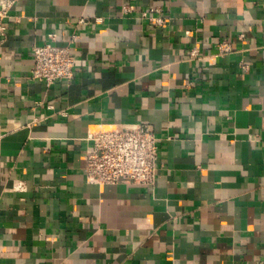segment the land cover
<instances>
[{
	"label": "crops",
	"instance_id": "obj_1",
	"mask_svg": "<svg viewBox=\"0 0 264 264\" xmlns=\"http://www.w3.org/2000/svg\"><path fill=\"white\" fill-rule=\"evenodd\" d=\"M3 22L0 264H264V0H16ZM50 33L77 36L76 74L47 87ZM124 122L154 126L155 184L87 182L89 129Z\"/></svg>",
	"mask_w": 264,
	"mask_h": 264
},
{
	"label": "built area",
	"instance_id": "obj_2",
	"mask_svg": "<svg viewBox=\"0 0 264 264\" xmlns=\"http://www.w3.org/2000/svg\"><path fill=\"white\" fill-rule=\"evenodd\" d=\"M16 0H0V30L5 31L4 19L8 18ZM134 7L128 3L123 11L130 12ZM159 10V8H152ZM142 17L153 26H163L169 16L154 15L143 11ZM49 39L32 47L33 65L30 77L43 81L50 87L56 81H71L76 74V57L72 51V42L59 44L56 33H50ZM218 53L233 52V44L228 39L218 42ZM191 58H200L198 48H193ZM40 103L35 101V109ZM87 139L90 144L85 151V176L89 183L118 184L128 181L137 185H154L158 175L160 156L159 137L154 126L144 122H124L102 124L90 128ZM14 188L24 190L25 184L19 181Z\"/></svg>",
	"mask_w": 264,
	"mask_h": 264
}]
</instances>
